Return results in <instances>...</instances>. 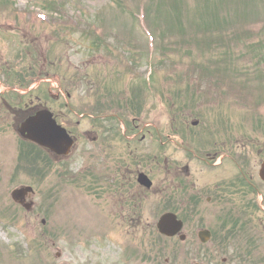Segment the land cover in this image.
Returning <instances> with one entry per match:
<instances>
[{
  "label": "rangeland",
  "instance_id": "1",
  "mask_svg": "<svg viewBox=\"0 0 264 264\" xmlns=\"http://www.w3.org/2000/svg\"><path fill=\"white\" fill-rule=\"evenodd\" d=\"M95 31L98 33L94 34ZM23 32L27 38L23 37ZM93 41L102 42V48L97 50ZM129 49L136 50L135 54L145 62L135 66L128 63L124 57ZM27 53L31 58L28 61ZM96 56L105 62L99 65L97 60L96 65L87 64ZM39 57L46 58L52 80L50 88L69 87L77 113L93 110L97 98L90 86L100 82L113 96L117 92L125 95L126 100L134 99L135 94L143 97L134 106L140 115L115 105L105 109V114L112 112L113 117L118 114L124 123L118 118H106L105 132L101 136L106 138L113 129L117 130L112 144L115 149L124 150L128 149V139L133 140V135L139 132L132 149L139 153L142 148L141 153L149 160L162 155L160 165L156 167L157 161L152 160L156 168H149L161 188L172 179L171 164L164 157L172 153L170 157L181 165L189 160L188 150L177 147L182 140L178 139L180 144H160L161 139L166 141V136L173 139L175 124L181 123L180 117L177 119L173 113V92L182 97L176 101L178 111L189 115L190 140L200 138L198 132L203 130L205 142L211 143L210 139L218 135L217 127L227 128L232 135L251 134L254 146L248 148V155L254 170L260 168L264 159L258 148V142L264 140V0H0V65L10 64L17 70L29 67V61L34 62ZM0 70V89L4 90L13 80L8 81L5 70ZM32 83L29 80V84ZM33 90L30 94H20L21 99L28 101L31 96L42 93L41 88ZM9 98L18 105L14 94ZM61 100L56 105L49 104L68 112ZM139 104L144 107L141 111ZM2 114L5 113H0V119ZM222 115L223 121H220L217 117ZM73 119L78 120L74 115ZM138 119L142 124L153 125L155 135L144 134L140 125L135 127L137 132L130 131L129 125L134 120H137L134 124H138ZM194 119L201 121L200 127L191 126ZM96 123L86 116L79 130H98ZM2 124L0 264H139L140 258L158 253L162 255L161 264H223L222 258L230 256L233 259L230 258L229 264L243 261L236 259L239 249L246 246L243 241L239 240L238 250L230 245V255L223 250L224 242L220 237L213 238L211 244L200 243V229L207 227L213 233L225 232L220 201L208 202L207 195H203L197 207L198 215L188 211L191 208L186 210V199L173 200L176 211L188 221L185 220L184 229L187 239L182 242L180 237L163 238L152 223L160 203L159 212L173 208L168 207L165 196L155 201L143 200L153 207L152 211L143 215L142 225L134 228L129 237L125 232L114 236L111 229L105 230L95 221L100 215L94 208L86 211V217L80 212L74 215L78 210V193L86 191L76 189L72 178H69L71 183L62 184L59 174L79 170L89 155L85 150L89 146L81 140V150L65 164H56L44 178L37 169L41 167L40 161L30 167L31 170L17 172L18 138L10 123L2 121ZM128 154L129 151L124 153ZM110 166L111 170L116 167L115 163ZM232 167H209L197 159L190 163L194 176L202 179L205 176L200 186L209 190L226 174H232ZM73 177V180L79 179ZM23 184L34 186L36 190L35 208L31 211L11 197L13 190ZM238 197L234 201L240 203ZM101 200L109 206L108 200ZM123 212L125 216L118 212L123 219L131 216L129 210ZM252 219L248 226L255 229L258 221ZM149 221L151 224L147 223ZM117 239L122 244H118ZM130 239L138 240L143 249L124 244ZM152 241H155L154 248L150 245ZM147 249L149 251H145ZM147 262L154 264L152 258Z\"/></svg>",
  "mask_w": 264,
  "mask_h": 264
},
{
  "label": "flooded vegetation",
  "instance_id": "2",
  "mask_svg": "<svg viewBox=\"0 0 264 264\" xmlns=\"http://www.w3.org/2000/svg\"><path fill=\"white\" fill-rule=\"evenodd\" d=\"M0 69H3V65H0ZM42 69V68H41ZM1 72V70H0ZM4 73V72H3ZM5 74V73H4ZM2 83V82H0ZM13 91V90H11ZM14 93L17 91H13ZM19 93V92H18ZM30 93V92H29ZM67 93V99L71 100V93L69 91ZM55 92L52 89L45 88L43 89V92L40 95H36L35 97L31 98L29 101L24 102L23 100L19 101V95H17L18 105H15L14 108L17 110L11 111L12 112V118L13 122L20 125V128L22 127V123L25 120H29L32 117H37L39 113H41V110L43 109H49L53 112V116L58 121L59 124L62 126L64 125L67 130L70 132L71 136L73 137L74 141L77 144V147L79 149V146L81 144V140L90 137V134L94 131L89 130L86 128L85 130H79L81 127L77 126L74 123L73 115L70 112V102L67 101L64 104V108L69 110L64 111L62 109L53 108V106H50V103H53L54 105L57 104V101H60V95L55 96ZM9 105H12V102L7 99V92H3L0 89V113L2 114V119H0V124H2V121L6 122L7 117H4L5 115H9ZM5 107V108H4ZM80 125V123H78ZM237 137H242L243 139H238ZM97 140V136L93 139V141ZM100 142L101 140L100 136L98 139ZM171 141V139H170ZM252 138L251 134L249 135H223V136H216L215 141L213 144V155L217 157L219 162L214 163L218 164L220 167H223L225 165H230V167L233 168L232 174H226L227 176H232L236 178L227 179L230 177H226V179L220 184V186L217 187L218 190H215V193L213 194L212 198L215 199L217 195L219 194V199L221 201L230 200V198L233 196H240L243 198V204L245 211L252 212L253 216L259 212V201H258V193L259 189L256 187L257 179L256 171L254 170V167L252 166V161L250 156L248 155V148L251 149L253 147L252 144ZM170 144V143H169ZM51 154V153H50ZM208 156L210 153H206ZM53 158H55L59 163H64L67 157H63L58 154H51ZM172 155V153H169V156ZM92 157V154L90 155ZM214 159V158H212ZM208 164H212L211 162H208ZM213 164V165H214ZM123 162L118 161L117 166L114 170L108 169L105 171V179L103 181V186L100 185V175L96 174L92 179V187L94 188V192L96 194L104 193V198L110 202V208L112 213L118 214V212H121L123 216H125V213L123 211L126 210V206L128 203H126V193H124V190L126 188V183L113 184L111 183V180L113 177H117L119 173L124 172L122 169ZM119 167V168H118ZM172 169L174 171L182 172L180 167L176 168V166L173 163ZM186 169V175L185 179H187V182L190 184L191 188H194L197 186L198 179L192 177V172L188 167H185ZM230 171V170H228ZM136 176V175H135ZM174 177V176H173ZM134 182V179H131ZM175 182V181H174ZM136 186V185H135ZM180 187L183 188V184H180ZM133 192V199L137 202L140 199V189L138 188V191H132ZM201 191H195L194 194H192L193 199L196 201H199V197ZM263 201L261 205L264 204V196ZM216 200V199H215ZM264 210V207H261ZM232 236L231 232H228L227 237ZM264 264V262H263Z\"/></svg>",
  "mask_w": 264,
  "mask_h": 264
},
{
  "label": "water",
  "instance_id": "3",
  "mask_svg": "<svg viewBox=\"0 0 264 264\" xmlns=\"http://www.w3.org/2000/svg\"><path fill=\"white\" fill-rule=\"evenodd\" d=\"M32 136L34 137L33 134H32ZM27 190L28 189H24L23 191H19V193H20L19 195H23ZM159 223H160L159 224L160 230L163 233L164 232L174 233L178 230L176 227L178 225V222H176L175 216H173L172 214H165ZM200 237L203 241H206L210 237V232L203 231L200 233Z\"/></svg>",
  "mask_w": 264,
  "mask_h": 264
}]
</instances>
